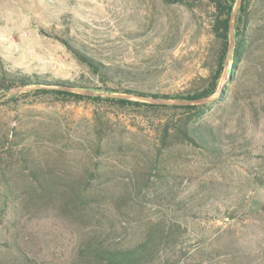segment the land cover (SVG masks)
<instances>
[{
  "label": "rangeland",
  "instance_id": "obj_1",
  "mask_svg": "<svg viewBox=\"0 0 264 264\" xmlns=\"http://www.w3.org/2000/svg\"><path fill=\"white\" fill-rule=\"evenodd\" d=\"M255 1L264 10V0ZM210 13L206 0H0V66L94 86L77 49L131 69L119 80L124 87L180 94L206 74ZM247 87H231L241 100L223 101L205 118L226 133L219 164L174 146L155 169L141 108L45 96L0 103V264L24 255L34 264H74L81 238L96 228L126 246L156 233L154 264H264V115ZM94 109L105 124L99 140ZM32 170L74 188L87 205L82 218L37 201Z\"/></svg>",
  "mask_w": 264,
  "mask_h": 264
},
{
  "label": "trees",
  "instance_id": "obj_2",
  "mask_svg": "<svg viewBox=\"0 0 264 264\" xmlns=\"http://www.w3.org/2000/svg\"><path fill=\"white\" fill-rule=\"evenodd\" d=\"M167 4H181L183 0H162ZM211 8L208 19V32L212 37L210 53L203 64L206 74L200 76L199 83L176 95L151 94L134 87H124L119 80L129 78L131 69L128 67H113L95 58L73 49L76 58L84 64L96 78V85H83L64 80H44L27 75L21 71H11L0 66V97L15 88L49 85L61 87H80L95 92L133 93L167 100L208 98L215 95L222 79L225 59L230 54V67L220 94L213 101L198 105H157L105 96H90L62 89H37L31 92L19 93L4 102L8 103L18 97H54L72 98V101H85L95 107L105 104L114 108L138 107L144 112L143 123L153 136V149L147 164L155 169L162 161L163 152L174 146H187L197 149L214 164H219L223 151V137L226 134L220 125H212L205 121L208 112L220 109L223 101L236 104L241 98L232 88L248 86L261 100L260 109L264 115V22H257L259 14L264 12L255 0H242L234 25V45L229 49V21L236 0H206ZM247 101L246 107H249ZM243 108L244 105H241ZM244 110V109H243ZM93 110L95 121L94 134L99 137L104 132L105 124L102 117ZM224 112V107H223ZM6 143H9L6 134ZM27 140V139H25ZM5 145V144H3ZM27 145V144H26ZM146 168V167H145ZM45 174V175H44ZM33 185L32 194L37 201L60 211L61 215L81 219V211L87 208L80 201L79 194L68 186L57 188L43 173L38 177V170L30 171ZM158 177H163L158 175ZM32 199V198H31ZM15 203V201H11ZM160 241L157 234H149L146 238L132 245H122L111 241L108 232L100 228L86 233L80 240L76 250L74 264H154L160 251ZM25 259V261H24ZM34 264L35 260L21 257L19 264Z\"/></svg>",
  "mask_w": 264,
  "mask_h": 264
},
{
  "label": "water",
  "instance_id": "obj_3",
  "mask_svg": "<svg viewBox=\"0 0 264 264\" xmlns=\"http://www.w3.org/2000/svg\"><path fill=\"white\" fill-rule=\"evenodd\" d=\"M242 0H236V3L234 5L233 11L230 15V21H229V49L228 53L231 51L234 45V25H235V19L236 15L238 13V10L241 6ZM226 73V72H225ZM225 82V76L222 78L220 87L223 86ZM62 89L66 91H71L74 93H79L83 95H90V96H105V97H111V98H120V99H127V100H133V101H140L145 103H152L157 105H198V104H206L214 99L217 98V96L220 94V91L222 88H220L217 93L211 97L208 98H197V99H178V100H167L163 98H157V97H150L145 95H135L133 93H105V92H95L90 89L86 88H80V87H61V86H49V85H34V86H25V87H18L15 89H12L6 93H4L0 97V103L4 102L6 99L18 94V93H24V92H31L37 89Z\"/></svg>",
  "mask_w": 264,
  "mask_h": 264
}]
</instances>
